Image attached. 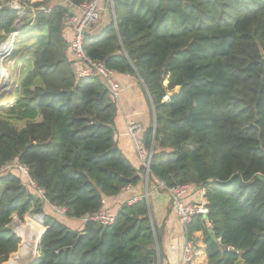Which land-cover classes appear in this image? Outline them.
<instances>
[{"label": "trees", "instance_id": "1", "mask_svg": "<svg viewBox=\"0 0 264 264\" xmlns=\"http://www.w3.org/2000/svg\"><path fill=\"white\" fill-rule=\"evenodd\" d=\"M61 1L30 5L50 11L34 19L29 12L21 28L17 11L0 8V42L17 31L18 44L32 40L33 54L13 106L0 114V169L21 163L45 191L43 198L29 189L16 169L0 175V264L22 245L13 217L27 214L44 215L45 227L29 264H163L164 223L158 226L150 198L125 204L106 227L85 221L73 230L46 212L64 207L68 220H85L147 175L119 148L118 106L105 82L76 74ZM101 5L108 24L98 36L86 34L84 51L117 74L137 76L150 94L149 191L156 182L205 188L206 213L187 226V240L195 248L201 238L207 264H264V0Z\"/></svg>", "mask_w": 264, "mask_h": 264}, {"label": "built area", "instance_id": "2", "mask_svg": "<svg viewBox=\"0 0 264 264\" xmlns=\"http://www.w3.org/2000/svg\"><path fill=\"white\" fill-rule=\"evenodd\" d=\"M1 1V0H0ZM38 1V2H42ZM35 0H3L0 3V8L3 5L11 7V9L17 11L19 19L16 22V27L21 28L26 21V16L29 12L33 19L36 17L38 12L50 11V8L45 6L39 8L30 7L35 3ZM58 5H66L69 12L63 17L62 23L65 29H71L73 31V37L70 42V52L77 59L76 74L80 79L87 78H100L102 79L109 90V96L112 103L119 105L121 94L123 91L122 85L117 79V73L108 69L104 63L100 61H94L90 59L84 51L85 37L91 29L101 21L102 12L105 11L101 5V0H91L85 2L80 6H75L69 0H62ZM78 11L79 13L75 12ZM21 23V24H20ZM19 36V32L15 31L5 36V40L0 42V74L3 72L7 76V80L10 86V76L8 71L4 67V63L8 61L14 53L16 40ZM21 67V66H20ZM4 75H2L3 77ZM8 86V87H9ZM6 90V88H0V95ZM145 128L144 126L136 121L129 120L127 123L126 135L131 139L135 152L142 165L145 166L147 175L152 160V150H150L144 140ZM115 137H117L115 135ZM13 169L21 172L28 182V188L37 192L41 197L44 198L45 191L38 188L37 185L29 178L28 169L21 163L8 164L0 169V175ZM162 186L167 190L170 195L174 211L179 218V221L187 229V226L191 223L192 219L199 214H205V188H200L199 200L197 202H187L185 199L190 194L193 186L190 184L177 185L172 188H166L164 183ZM143 196H136L127 202L128 205L134 204L141 201ZM52 211L60 216H65L66 209L64 207L50 205ZM33 219L32 224H28L32 231V236L36 237V230H32L34 226H41L44 228V215L42 214H27L25 220ZM24 220V221H25ZM19 217L14 216L11 224L12 232L17 235L20 239L26 238L28 235L25 234L24 224ZM85 221L94 222L101 226H112L117 221V215L108 211H103L92 216H89ZM41 238V235L38 236ZM194 244L190 241H186L183 247V263H191L194 257Z\"/></svg>", "mask_w": 264, "mask_h": 264}, {"label": "crops", "instance_id": "3", "mask_svg": "<svg viewBox=\"0 0 264 264\" xmlns=\"http://www.w3.org/2000/svg\"><path fill=\"white\" fill-rule=\"evenodd\" d=\"M104 9L105 11H103L104 13L103 16H101V21L90 31V33L95 36H98L108 24L109 17L106 12L107 8L104 7ZM75 12L79 13L77 10ZM64 35L68 41L72 40L73 33L71 30L64 32ZM69 56H72V54L70 55L69 53ZM117 79L122 85L123 91L118 105V114L116 118V140L119 148L127 159L134 165V167L140 169L142 163L138 159L131 139L126 135L127 123L129 120L139 122L146 130H148L150 126H154L152 100L144 83L137 76L117 74ZM148 179V175H145L144 181L137 187H128L118 196L106 199L104 201L105 210L117 215L121 208L134 197L143 196L147 200L150 198L153 205L154 217L158 226L161 227L164 223L162 238L163 264H207L205 248L202 244L200 234L197 235L200 240L197 241L195 246L196 256L193 263H183V247L187 241L186 229L179 221V218L174 211L171 197L167 193V190L162 186V182L159 185L157 182L154 183L149 191ZM161 190H163V192H161ZM199 192L200 188L193 187L185 200L188 203L197 202L199 200ZM45 209L47 213L52 212L50 205L46 206ZM62 217L58 218L71 229H83L85 220L75 221L68 220L65 217L62 219ZM71 224L72 226L75 225V228H72ZM34 229L35 227L32 228V230ZM34 249L35 246H32L26 250L30 254L22 258L23 261L26 260L23 264H29L39 256V253L35 255L33 251ZM27 260H29V262H27Z\"/></svg>", "mask_w": 264, "mask_h": 264}, {"label": "rangeland", "instance_id": "4", "mask_svg": "<svg viewBox=\"0 0 264 264\" xmlns=\"http://www.w3.org/2000/svg\"><path fill=\"white\" fill-rule=\"evenodd\" d=\"M2 1L3 0H1L0 3H2ZM35 1L38 2L41 0H35ZM52 3L54 4L55 2L53 1ZM106 12L108 13V11H106ZM25 16L28 17V15H25ZM31 43H32V40H28L27 43L21 45V43L18 44V40H17V46L15 47L16 49H14L13 55L11 56V58L8 61H6L4 63V67L9 73L11 82H10V86L8 83V85H6L4 87V88H6V90L0 95V114L3 113L6 109L13 106V104L15 102L16 95H17V91L20 88V82L32 66V63H33L32 55L33 54L31 52V50L29 49V46ZM33 222H34L33 219H30L29 221L25 220L24 222H22L24 224V226H23L24 229H26L25 234L28 235L29 237H31L32 231H31L30 226L27 227V225L32 224ZM71 226H72V224H71ZM72 228H75V225L72 226ZM25 239L26 238H24L23 240L21 239V241H22L21 247L25 243H27L25 241ZM30 239L32 241L31 246H35L34 253H35V255H37L39 253V244H40L41 238H37V237L32 236ZM21 247H20V250L14 256L11 257V259L8 262L9 264H13V262H15V261H18L19 264H23L26 261V260L25 261L22 260L21 255H22V257H25L26 255L29 254V252L22 254ZM30 259H31V257H30ZM29 260H27V262H29Z\"/></svg>", "mask_w": 264, "mask_h": 264}, {"label": "bare ground", "instance_id": "5", "mask_svg": "<svg viewBox=\"0 0 264 264\" xmlns=\"http://www.w3.org/2000/svg\"><path fill=\"white\" fill-rule=\"evenodd\" d=\"M2 75H4V76L2 77ZM6 85H8L7 76L5 74H3V72H1V74H0V88H4ZM34 227H35L36 234H37L36 237L38 238V236H40V235H42L44 233V228L41 227V226H34ZM30 238L31 237H29V236L26 237L25 241L27 243H25L24 246L21 247L22 254L23 253H26L27 252L26 250H28L30 247H32L31 246L32 241H31ZM21 258H24V257H22V255H21ZM7 264H9V263H7ZM13 264H19V262L18 261H15V262H13Z\"/></svg>", "mask_w": 264, "mask_h": 264}, {"label": "water", "instance_id": "6", "mask_svg": "<svg viewBox=\"0 0 264 264\" xmlns=\"http://www.w3.org/2000/svg\"><path fill=\"white\" fill-rule=\"evenodd\" d=\"M153 110H154V108H153ZM154 129H155V132H154V141H155V138H156V116H155V111H154ZM151 154H153V150H152ZM149 172H150V168H149Z\"/></svg>", "mask_w": 264, "mask_h": 264}]
</instances>
